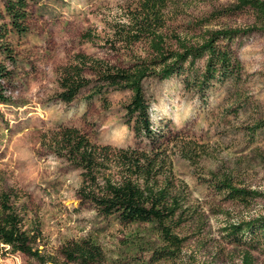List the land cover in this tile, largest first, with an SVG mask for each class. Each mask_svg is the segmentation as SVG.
<instances>
[{"label":"rangeland","instance_id":"374dc122","mask_svg":"<svg viewBox=\"0 0 264 264\" xmlns=\"http://www.w3.org/2000/svg\"><path fill=\"white\" fill-rule=\"evenodd\" d=\"M28 31L9 22L8 0H0L6 16L8 43L17 60L12 66L9 102L0 104V193L18 190L29 222L38 223L57 251L72 238L92 236L117 264L149 263V255L124 245L130 230L100 215L78 196L82 169L56 152L50 143L61 126L80 128L95 143L117 148L149 147L126 121L131 93L111 90L91 100L89 88L71 103L59 98L61 68L78 53L122 64L146 57L145 41L126 44L115 28L131 26L144 0H27ZM161 31L169 46L178 41L202 42L218 29L261 26L257 12L240 0H163ZM231 49L243 66L239 80L216 82L205 95L188 90L182 77L145 81L156 127L171 129L170 150L177 181L187 187L191 211L197 215L181 230L187 236L183 259L162 264H246V247L229 240L224 228L264 214V30L241 34ZM0 60L3 57L0 56ZM205 59L198 62L203 68ZM92 76L91 72H88ZM190 152L194 161L182 154ZM226 176L238 187L255 190L248 202L228 198L212 185ZM146 254V255H144ZM251 254L264 264V251ZM20 252L0 253V264H26ZM143 264V263H141Z\"/></svg>","mask_w":264,"mask_h":264},{"label":"trees","instance_id":"16d2710c","mask_svg":"<svg viewBox=\"0 0 264 264\" xmlns=\"http://www.w3.org/2000/svg\"><path fill=\"white\" fill-rule=\"evenodd\" d=\"M163 0H144L141 9L133 13L131 26L115 28L122 41H145L149 45L146 57L133 58L122 64L109 62L86 53H78L73 61L60 70L59 98L67 103L76 100L89 88L88 99L102 96L108 103L111 90H128L131 93L125 105L126 121L141 145L117 148L93 142L75 126L63 125L50 138L52 148L82 169L83 181L78 190L82 202H91L105 218H114L130 230L124 245L142 249L149 255L148 264L179 262L183 259V246L187 236L181 230L194 220L197 211H191L188 202V185L177 181L170 150L171 129L156 127L151 117V102L145 88L150 78L160 80L182 77L190 91L205 95L216 82L239 80L243 66L231 49L241 34L264 30V0H240V5L252 7L258 14L261 26L249 29H218L198 43L178 41L177 48L169 46L161 31L164 20L159 12ZM28 1L8 0L9 22L19 33L28 31ZM6 16L0 11V21ZM8 30L0 23V104L8 103L12 66L17 60L8 43ZM205 59L203 68L198 62ZM91 72L92 76L88 75ZM3 114L0 111V121ZM264 129V121L256 125ZM190 161L194 157L184 150ZM220 193L240 202L257 197L258 192L238 187L226 176L212 184ZM18 190L0 193V253H23L26 264H117L103 244L92 236L68 239L57 251L48 249L41 225L27 220L25 202ZM229 240L246 247L244 261L253 264L252 251H264V214L231 223L224 228ZM146 255V254H144ZM138 264H146L136 259Z\"/></svg>","mask_w":264,"mask_h":264}]
</instances>
